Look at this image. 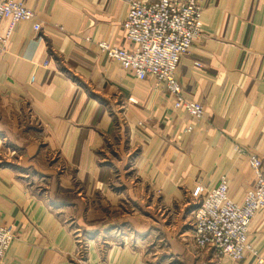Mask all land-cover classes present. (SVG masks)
Masks as SVG:
<instances>
[{"label":"crops","instance_id":"crops-1","mask_svg":"<svg viewBox=\"0 0 264 264\" xmlns=\"http://www.w3.org/2000/svg\"><path fill=\"white\" fill-rule=\"evenodd\" d=\"M16 1L42 29L0 25V224L17 235L5 263L264 264V209L251 223L253 252L234 261L196 245L192 196L226 177L243 203L254 186L264 0H198L203 33L177 76L202 119L102 51V41L130 48L128 0Z\"/></svg>","mask_w":264,"mask_h":264},{"label":"built area","instance_id":"built-area-1","mask_svg":"<svg viewBox=\"0 0 264 264\" xmlns=\"http://www.w3.org/2000/svg\"><path fill=\"white\" fill-rule=\"evenodd\" d=\"M128 5L123 29L130 48L102 41L99 43L102 51L134 71L138 79L154 77L156 84L165 87L174 97L176 108L205 118L204 106L185 93L177 76L182 58L203 33L202 8L198 0H128ZM5 19L11 20L12 29L23 20L35 21L34 29H42L36 11L21 1L0 0V25ZM7 40L8 35H0V51ZM195 64L201 66L199 62ZM248 160L255 182L246 192L243 203L231 198L226 177L212 189L198 185L192 192L197 203L200 202L193 211L196 245L200 249H213L218 256L234 261L253 252L249 242L251 223L264 209V158L250 153ZM16 236L12 226L0 224V264H6L5 256ZM79 243L83 251L80 239ZM258 262L262 263L263 259L259 258Z\"/></svg>","mask_w":264,"mask_h":264},{"label":"rangeland","instance_id":"rangeland-1","mask_svg":"<svg viewBox=\"0 0 264 264\" xmlns=\"http://www.w3.org/2000/svg\"><path fill=\"white\" fill-rule=\"evenodd\" d=\"M200 204V202L198 203V205ZM197 207V206H196ZM81 236V237H80ZM79 237H78V240L80 239L81 240V243H82V245H84V237H83V235L81 234ZM83 250H84V246H83ZM85 255L83 254V252H82V249L80 248V260L81 261H83V260H85V257H84Z\"/></svg>","mask_w":264,"mask_h":264}]
</instances>
